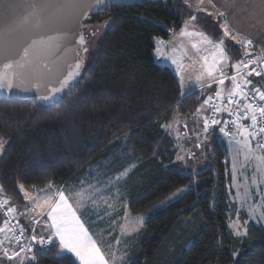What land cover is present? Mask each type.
Wrapping results in <instances>:
<instances>
[{"label": "trees", "instance_id": "16d2710c", "mask_svg": "<svg viewBox=\"0 0 264 264\" xmlns=\"http://www.w3.org/2000/svg\"><path fill=\"white\" fill-rule=\"evenodd\" d=\"M193 15L184 0L99 10L85 25L105 30L76 88L51 105L0 100L2 197L18 208L25 191L68 185L91 167L101 181L133 168L122 190L130 215L144 221L123 264H264V225L249 221L242 238L228 227L235 205L223 124L208 134L209 166L188 174L174 165L176 141L165 126L194 117L215 87L182 92L174 71L156 61L155 38L168 40ZM195 21L219 38L221 19L200 14ZM231 47L230 59L239 57L240 47ZM57 252L58 244L35 250L37 264H71L54 259Z\"/></svg>", "mask_w": 264, "mask_h": 264}, {"label": "rangeland", "instance_id": "374dc122", "mask_svg": "<svg viewBox=\"0 0 264 264\" xmlns=\"http://www.w3.org/2000/svg\"><path fill=\"white\" fill-rule=\"evenodd\" d=\"M230 1L236 3V0H228V5H226L223 0H213V3L216 5L213 8L208 0H203V4H201V0H184L185 4L195 13L197 18L201 14L205 18L212 17L217 20L221 18L215 15V13L217 11L224 12V10L230 8L229 6L232 4L229 3ZM201 7L205 10L200 11ZM209 13H213V15L209 16ZM221 22H223L222 19ZM183 28L184 24L180 30L172 32L168 40L160 39V41L162 40L160 43L156 42L155 49L159 48V52L155 50V57H157L159 63L165 64L174 70L179 79L182 92H185L190 87H199L209 82L205 74V61L203 58L208 57V62L211 63L212 54L216 51V48L212 44H206L198 35H182L181 30ZM104 30V26L98 27L87 26L85 23L82 24L80 34L83 42L77 49L78 63L80 65L79 79L85 70L87 57L90 55V52L97 49ZM187 31H202L212 41L219 42L220 40H224L228 52L232 51L233 48L231 46L235 45L230 37H224L221 27L218 39L209 36L202 29L201 24L196 21L190 24ZM193 44H196L197 47L193 48ZM244 50L246 51V48ZM173 60L176 61L175 64L172 63ZM235 60H240V56L232 57L230 63L231 61L235 63ZM198 77L202 78L197 79ZM206 108L207 106H204L203 111L199 114L196 113L188 121L178 116L174 117L165 126L167 133L176 141V156L180 155L184 157L182 160H178L176 157L174 165L180 167L184 173H199L209 166V160L205 156L207 141L203 142V136L198 140L195 134L202 128V116ZM185 124H187V128L184 127ZM241 139L239 135L236 136L237 141ZM224 140L227 144L226 159L232 178L231 190L233 194L230 200L235 205L234 210L232 209L228 213L229 220L236 221L238 219L241 224L247 221V225L249 221L264 225V219H259L261 213L264 212V172L259 171L258 162L255 159H251L250 162L245 161L243 150L237 155L236 141L232 140V138H224ZM255 142L253 140L251 144L254 149L256 148ZM0 143H3V149L0 150L1 156L7 141L0 138ZM197 143H200L201 146L196 147ZM256 153L257 155L260 154L258 149ZM234 164L236 165L235 169L233 167ZM98 169V167L89 168L86 175L68 185H52L46 189L35 190L29 194L30 199L23 198L25 203L17 206V212L24 213L20 221L26 222V225H24L26 229L32 227L34 225L29 224V219L33 216L38 218V214L30 212L28 209L32 208L35 202H42L47 196H51L54 199L58 198V192L63 191L69 198V203L77 210L76 214L81 224L88 231V234L100 244L106 256L111 252L115 256V264H123L129 256V248L126 244L136 241V237L140 233L144 221L142 217L130 215L122 190V186L133 168H128L129 172L127 174L122 175V172L104 181H101ZM96 185L99 186L94 187ZM0 197L3 198L2 194H0ZM9 206L15 207L16 205L9 202ZM85 207L88 208L87 212L84 211ZM253 208L255 211L250 214V209ZM244 215L246 216L245 219ZM3 221L4 218L2 216ZM26 234L30 235V232L27 231ZM36 247L39 248L40 246ZM58 251H60L59 246ZM32 255H34V251H32ZM4 264H8V262L4 261ZM110 264H112L111 260Z\"/></svg>", "mask_w": 264, "mask_h": 264}, {"label": "snow or ice", "instance_id": "6c2138e0", "mask_svg": "<svg viewBox=\"0 0 264 264\" xmlns=\"http://www.w3.org/2000/svg\"><path fill=\"white\" fill-rule=\"evenodd\" d=\"M208 2L213 8L216 7L213 0H208ZM201 4H203V0H201ZM102 6H104V0H97V5L93 7L99 10ZM204 10V8H200V11ZM212 15L213 13H209V16ZM215 15L224 20V23L220 25L224 37H230L242 48L251 49L253 45L251 39H237V36L232 35L224 12L217 11ZM196 19L197 17L193 15L189 21H185L181 34L198 35L206 44H212L216 48V51L212 54L211 63L208 62V57L203 59L205 61V74L209 80L206 86L211 88L213 83L218 85V88L214 89L213 93L203 101L201 108L197 109V114H199L204 110V106H208L213 113L211 117L206 113L203 116L202 128L195 133L197 139L199 140L203 136V142H206L209 132L216 130V126L223 124L218 128V131L236 141L237 155L243 150L245 161L250 162L251 159H255L258 162L259 171L264 172V82H262L264 81V54L253 58L249 51H245L243 58L235 63H230V54L225 47L224 40L212 41L202 31H187L190 24ZM192 26L194 27V25ZM155 40L157 43L161 42L160 38H155ZM81 42H83V38H81ZM196 47L197 45L193 44V48ZM156 51L159 52V48ZM172 63L175 64L176 61L173 60ZM22 66V63L15 65L17 68ZM79 66L77 63L76 67L79 68ZM13 67L14 65H9L6 68L11 70ZM226 68L232 72L231 75L228 71H225ZM16 75L23 82L24 74L17 73ZM253 77H260L261 81H255ZM201 78L198 77L197 79ZM226 81L231 84V88L226 89L224 87ZM13 86L11 78L0 76V89L7 88L11 90ZM56 91L59 93L60 89ZM54 99L55 96L41 98L43 102ZM225 102L231 107L225 106ZM221 112L235 118L221 121L216 118V115ZM229 125L235 129L234 132L229 128ZM184 127L187 128V124ZM237 135L242 139L237 141ZM253 140L256 141L255 149L251 146ZM200 146V143L196 144V147ZM2 149L3 143H0V150ZM257 149L260 152L259 155L256 153ZM177 159L182 160L184 157L178 155ZM233 167L235 169L236 165L234 164ZM128 172L129 169H125L122 175ZM19 188L24 191L23 184H20ZM2 193L3 188L0 186V194ZM57 195L58 198L56 199L47 196L42 202H35L33 207L28 209L30 212H36L38 218L36 216L31 217L29 224L34 226L27 229L25 226L20 225L17 219L18 215H24V213H18L16 207L9 206L8 198H0V209L3 210L6 217L0 225V264H4V261H7L8 264H37L35 255H32L33 248L40 246L36 248V254L38 255L41 250L51 251V248L57 246V244L60 251L56 253L54 259L67 258L71 261V264H110L111 260L112 264H115V256L111 252L106 256L100 244L83 227L76 214L77 210L69 203V198L65 192L59 191ZM25 197L30 199L26 191ZM84 211L87 212L88 208L85 207ZM254 211V208L250 209V214ZM259 219H264V212L261 213ZM228 227L232 235L237 238L247 236V221L241 224L238 219L236 221L230 220ZM26 231H29L30 235H25ZM231 254L233 256L237 255L235 252Z\"/></svg>", "mask_w": 264, "mask_h": 264}, {"label": "water", "instance_id": "95a60500", "mask_svg": "<svg viewBox=\"0 0 264 264\" xmlns=\"http://www.w3.org/2000/svg\"><path fill=\"white\" fill-rule=\"evenodd\" d=\"M145 1L149 0H104L99 10ZM96 5L97 0H90L82 11V0H0V76L11 78L14 85L0 89V100L51 105L76 88L80 28L99 11ZM20 63L22 67H15ZM9 65L13 69H7ZM17 73L24 74L23 82ZM45 96L55 99L43 102Z\"/></svg>", "mask_w": 264, "mask_h": 264}, {"label": "crops", "instance_id": "0c3cea01", "mask_svg": "<svg viewBox=\"0 0 264 264\" xmlns=\"http://www.w3.org/2000/svg\"><path fill=\"white\" fill-rule=\"evenodd\" d=\"M223 1H224V4L228 5V0H223ZM229 3H232V1H230ZM229 7L230 8H228L227 10H224V13H225V16L227 18V24L231 30L232 35L237 36V39H244V40L251 39L253 41V45L261 53H264V51H262V50H264V0H236V3H234V1H233V3L230 4ZM223 23H224V20H223L222 24ZM232 41L235 44L234 47H240L239 48L240 51H237V54H239L241 57V55H243L245 52L244 48H242L240 46V44L236 43V41H234V40H232ZM155 50H154V57H155ZM155 59L158 62L157 57H155ZM231 63H232V61H231ZM159 64L163 65V66H167V65L162 64V63H159ZM226 71L229 72V75L232 74V72L230 70L227 69ZM175 75H176V73H175ZM178 81H179V79H178ZM206 85L207 84H204V85H202L203 87L199 86V87H194V88L202 89V88L207 87ZM212 86H214L215 89L218 88V85H216L214 83L212 84ZM224 87L226 89L231 88V84L226 81ZM190 88H192V87H190ZM225 106L229 107L226 104H225ZM206 111H207V108L203 112V116L205 115ZM222 113L224 114L225 112H222ZM203 116H202V118H203ZM1 223H2V216L0 214V224Z\"/></svg>", "mask_w": 264, "mask_h": 264}, {"label": "built area", "instance_id": "2783aa9c", "mask_svg": "<svg viewBox=\"0 0 264 264\" xmlns=\"http://www.w3.org/2000/svg\"><path fill=\"white\" fill-rule=\"evenodd\" d=\"M246 51H249L250 54H251V56H252L253 58H256V57L260 56L261 54H263V53H261L258 49H256L253 45H252L251 49H246ZM241 58H243V56H242ZM241 58H240V59H241ZM253 79H254L255 81H261V78H260V77H253ZM262 82H264V81H262ZM225 104L228 105L226 102H225ZM228 106L231 107V105H228ZM207 115H208L209 117H211V116L213 115V113L211 112V110H210L209 108H208V110H207ZM220 116H221V113L217 114V115H216V118L219 119ZM234 118H235V117H229V115L227 114V115L225 116V118L223 119V121L231 120V119H234ZM229 128H230L233 132L235 131V129L232 128L231 125H229ZM0 198H1V197H0ZM0 210H1V212H2V214H3V216H4V220H5L6 217H5V215H4V212H3L2 209H0ZM19 223H20V222H19ZM26 232H27V231H26ZM26 232H25V235H27ZM36 248H37V247H36ZM33 249H34V250H32V251H35V250H36L35 248H33Z\"/></svg>", "mask_w": 264, "mask_h": 264}, {"label": "clouds", "instance_id": "9594fccd", "mask_svg": "<svg viewBox=\"0 0 264 264\" xmlns=\"http://www.w3.org/2000/svg\"><path fill=\"white\" fill-rule=\"evenodd\" d=\"M90 6V0H82V11L87 10V8Z\"/></svg>", "mask_w": 264, "mask_h": 264}]
</instances>
